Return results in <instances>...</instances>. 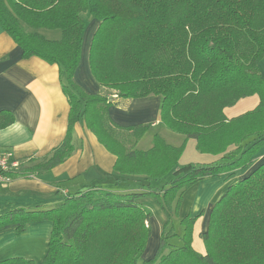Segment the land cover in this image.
<instances>
[{
	"label": "trees",
	"instance_id": "obj_1",
	"mask_svg": "<svg viewBox=\"0 0 264 264\" xmlns=\"http://www.w3.org/2000/svg\"><path fill=\"white\" fill-rule=\"evenodd\" d=\"M98 22L89 46V67L105 93L89 92L75 79L88 19ZM0 25L21 48L56 64L69 106L61 142L42 159L4 172L10 178L47 172L72 153V130L82 123L114 157L119 178L168 179L158 189L116 191L89 183L64 195L50 208L15 207L0 213V231L18 235L28 222L52 223L40 264H264V162L231 183L212 205L206 229L194 225L201 214L179 219L182 233L168 229L182 193L194 183L231 173L251 162L264 143V0H0ZM43 30L59 33L49 39ZM161 97L160 123L194 139L208 162L180 163L183 146L155 134L151 147L137 149L145 126L120 127L108 108L110 97ZM256 96L257 104L239 115L224 110ZM13 121L0 111V128ZM154 197L167 220L158 247L142 258L149 240ZM177 235L180 244L169 242ZM0 264H35L13 256Z\"/></svg>",
	"mask_w": 264,
	"mask_h": 264
},
{
	"label": "crops",
	"instance_id": "obj_2",
	"mask_svg": "<svg viewBox=\"0 0 264 264\" xmlns=\"http://www.w3.org/2000/svg\"><path fill=\"white\" fill-rule=\"evenodd\" d=\"M97 25L98 22L92 18H89L85 25L81 59L75 70V79L89 92L103 94L105 89L93 78L89 67V46ZM42 32L49 39L59 37V33L54 30ZM258 68L264 78V56L259 61ZM110 97L116 101L108 108V115L113 123L120 127L137 124L145 126L136 143L139 144V149H148L140 145L141 139L149 141L152 145L153 136L158 134L167 143H172L171 145L183 146L185 151L179 160H182L186 151L193 157L198 155L201 160L198 162H208L216 158L214 155L199 152L194 139H186L181 134L180 137H173V133H168L170 130L165 131L168 129L160 123L159 118V95L119 99L115 94H111ZM256 104V96H250L238 100L224 112L227 117H233L252 109ZM3 110L11 113L13 121L0 128V152L9 153V159L19 161L22 167L42 159L61 142L66 133L69 106L61 88L57 65L47 63L37 56L22 57L21 48L0 25V111ZM149 126L155 128L153 135H146ZM147 141L143 144L146 145ZM173 141L177 143L174 144ZM72 142L74 149L70 156L51 170L26 176L15 175L10 177L8 182H0V213L15 207L34 209L57 206L66 193L89 183H97L116 191H128L138 187L137 183L125 185L127 180H137V177L119 178L114 174L113 155L82 123L74 126ZM262 162L264 143L246 166L194 183L182 193L177 213L172 220L176 218L179 222V219L187 214H201L194 225L195 242L197 233L206 229L212 205L227 187ZM166 220L167 217H160L162 223ZM51 227L49 220H39L28 222L25 231L20 235L14 228L0 231V260L21 256L40 264L47 251ZM155 227V235L148 240L143 258L150 257L155 245L158 247L161 231L159 233L158 224H155Z\"/></svg>",
	"mask_w": 264,
	"mask_h": 264
},
{
	"label": "rangeland",
	"instance_id": "obj_3",
	"mask_svg": "<svg viewBox=\"0 0 264 264\" xmlns=\"http://www.w3.org/2000/svg\"><path fill=\"white\" fill-rule=\"evenodd\" d=\"M166 129V128H165ZM165 131H169V130H165ZM156 131H155V128L154 127H152V126H149L147 129H146V135H147V133H150V134H154ZM168 133H173V134H171V135H173V137H180V134L179 133H176V132H173V131H169ZM174 139H176V138H174ZM145 141H147V140H143V139H141L140 140V145L141 146H145L146 148H149L148 146H150L151 145V143L149 142V141H147V143H146V145H144L143 143L145 142ZM184 141V140H183ZM174 142V141H173ZM177 143V141H175L174 142V144H176ZM172 144V143H171ZM137 145H139V144H137ZM137 145H136V148H138L137 147ZM180 145V144H179ZM183 148V147H182ZM139 149V148H138ZM184 149V148H183ZM145 150V149H144ZM185 150H182V152H184ZM199 152H201V151H199ZM186 154H184V156H183V158H182V160H179V162L180 163H182V164H184V163H186V162H193V163H195V162H198V161H201L200 159H198V158H200L198 155L197 156H195V157H193L192 155H190L189 154V151L187 152H185ZM202 153V152H201ZM182 154V153H181ZM202 158V157H201ZM206 161V160H205ZM16 163H17V165H18V163H19V161L17 162L16 161ZM17 165H15V166H17ZM14 166V167H15ZM132 178H134V177H132ZM9 180H10V178H8ZM8 180V181H9ZM168 179L166 178L165 180L164 179H162V180H155V179H144V178H142V177H137V180H127L126 182H125V185L126 186H128V184L129 183H137V185H138V187L137 188H139V187H141L140 185H142L144 188H146V189H144V190H147L148 191V188H153L154 190L155 189H158L161 185H163L164 184V182L165 181H167ZM7 181V182H8ZM3 183H5V182H3ZM149 183H150V187H149ZM120 188H121V185H120ZM136 188V189H137ZM132 190H134V189H132ZM142 203L144 204V205H146L147 207H149L150 208V210L152 211V216H151V218H150V229H151V234H150V237H149V240L151 239V237H153V235H155V224L157 225L158 224V227L160 228V230H159V233H160V231H161V228H162V225H163V223L160 221V217L162 216L163 218H165L166 217V215H165V212L162 210V208L160 207V205L158 204V202H157V200L154 198V197H152L151 195H148V196H146L145 198H143L142 199ZM153 218L156 220H153ZM158 222V223H157ZM169 226L170 227H168V229H170L171 228V226H173V229L171 230V232H173V233H182V226L179 224V222H178V219H173L172 220V223L170 222L169 223ZM161 234V233H160ZM157 237V236H156ZM160 238V237H159ZM158 238V239H159ZM169 242H171V243H174V244H180V238L177 236V235H172L171 237H169ZM200 241H199V239H198V237L196 238V240H195V242H194V245H195V247L198 249V250H202V246L200 245ZM154 251H152L151 252V255H150V257H152L153 255H154V253H155V251H156V248H157V245H155L154 247ZM144 255V254H143ZM150 257H148V258H150ZM143 258V257H142Z\"/></svg>",
	"mask_w": 264,
	"mask_h": 264
},
{
	"label": "built area",
	"instance_id": "obj_4",
	"mask_svg": "<svg viewBox=\"0 0 264 264\" xmlns=\"http://www.w3.org/2000/svg\"><path fill=\"white\" fill-rule=\"evenodd\" d=\"M15 165H17V163L9 159V153L0 152V171L1 172H4L14 167ZM8 180H9L8 177L4 176L2 173L0 174V182H7Z\"/></svg>",
	"mask_w": 264,
	"mask_h": 264
}]
</instances>
